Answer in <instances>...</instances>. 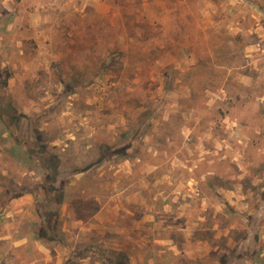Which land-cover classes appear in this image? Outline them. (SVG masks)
I'll return each mask as SVG.
<instances>
[{"label":"rangeland","instance_id":"1","mask_svg":"<svg viewBox=\"0 0 264 264\" xmlns=\"http://www.w3.org/2000/svg\"><path fill=\"white\" fill-rule=\"evenodd\" d=\"M94 246L264 264V0H0V264Z\"/></svg>","mask_w":264,"mask_h":264},{"label":"trees","instance_id":"2","mask_svg":"<svg viewBox=\"0 0 264 264\" xmlns=\"http://www.w3.org/2000/svg\"><path fill=\"white\" fill-rule=\"evenodd\" d=\"M7 75L9 76L8 73H7ZM4 84L6 85L7 84V81H4ZM54 158L51 159V161H54V163L52 164L53 165V174L48 175V173L44 171V179L45 180H48V181L51 180V181H53V180L57 179L56 178V175H57V172H58V169L57 168L59 166V161H55L58 158H55V159ZM48 188H49L50 191L55 190L54 186H51V185ZM57 198H58V196H57ZM47 214H50V212H47ZM53 215L56 216L54 219H57V221H58V219H59V212L58 213H53ZM44 219H45V221L47 223V228L48 229L51 230V229L55 228L56 223H52L50 221L49 215H47ZM43 233H44V231H43ZM41 235H43V234H41ZM84 247L86 249V248L89 247V245H85ZM94 251L97 254L99 253L100 260H101V262L103 264H128L127 257L122 252H118L116 250H109V249L107 250L106 248L104 249L101 246H94Z\"/></svg>","mask_w":264,"mask_h":264}]
</instances>
